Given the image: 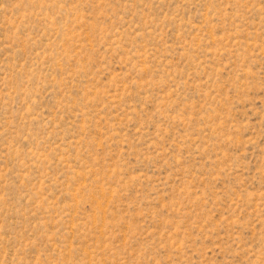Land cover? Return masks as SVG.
<instances>
[{
	"label": "rangeland",
	"instance_id": "1",
	"mask_svg": "<svg viewBox=\"0 0 264 264\" xmlns=\"http://www.w3.org/2000/svg\"><path fill=\"white\" fill-rule=\"evenodd\" d=\"M0 264H264V0H0Z\"/></svg>",
	"mask_w": 264,
	"mask_h": 264
}]
</instances>
